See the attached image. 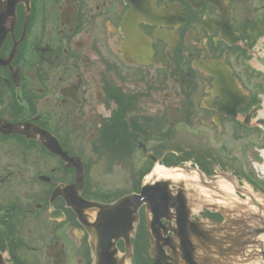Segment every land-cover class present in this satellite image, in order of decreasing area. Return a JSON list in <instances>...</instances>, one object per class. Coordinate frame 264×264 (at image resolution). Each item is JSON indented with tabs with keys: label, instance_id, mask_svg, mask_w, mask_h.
Instances as JSON below:
<instances>
[{
	"label": "flooded vegetation",
	"instance_id": "flooded-vegetation-1",
	"mask_svg": "<svg viewBox=\"0 0 264 264\" xmlns=\"http://www.w3.org/2000/svg\"><path fill=\"white\" fill-rule=\"evenodd\" d=\"M248 67L264 76V0H0V264H94L91 203L165 184L157 167H199L244 200V134L264 139V92L244 107ZM173 215L162 264H264L244 256L243 226L217 230L218 211L166 241ZM153 217L139 209L135 250Z\"/></svg>",
	"mask_w": 264,
	"mask_h": 264
},
{
	"label": "water",
	"instance_id": "water-1",
	"mask_svg": "<svg viewBox=\"0 0 264 264\" xmlns=\"http://www.w3.org/2000/svg\"><path fill=\"white\" fill-rule=\"evenodd\" d=\"M249 100L250 97L244 94V104L248 103ZM167 180L172 181L171 179ZM178 182H183V179H179ZM184 187L186 190L190 191L186 186ZM143 203H146L147 208L154 213V221L149 225V227L152 228L155 227V224L161 226V220L164 215L168 213L170 209H175L178 213L177 229L174 230L175 239H178V241L183 243L187 240L189 235L186 231H192V228H189V224H187V201L182 186L181 189L178 190V195L173 197L171 196V190L168 183L156 187H146L139 196L125 197L114 205L105 206L100 209L102 211L99 218L100 225L93 235L94 239L92 245L93 251L96 255L95 264H124L126 260L132 257L133 253L130 247V236L122 234L127 242V254L123 259L118 260L115 256L118 252L115 248V242L122 238V236L119 233H114L107 237L103 235V232L108 228L115 229L119 227H130L131 230V224H133L136 218L129 220L127 212L129 211V208L133 209V213L136 212ZM225 209L233 210V208ZM254 214H249V216ZM104 222H109V226L105 225ZM112 239H114L115 242L111 241ZM151 243V255L156 258L154 264H160L162 262L159 254V249L161 248L160 239L157 238L155 234H152ZM156 251H158V254Z\"/></svg>",
	"mask_w": 264,
	"mask_h": 264
},
{
	"label": "bare ground",
	"instance_id": "bare-ground-1",
	"mask_svg": "<svg viewBox=\"0 0 264 264\" xmlns=\"http://www.w3.org/2000/svg\"><path fill=\"white\" fill-rule=\"evenodd\" d=\"M153 177L156 180L171 179L172 182L176 183L179 179H183L186 188L190 190L191 196L194 197V203L199 204L196 208L203 205L224 206L225 208H233L237 212L244 211L246 216L257 212V205L264 209V199L255 196L252 190L246 187L242 191L247 194V199L244 201L237 199L235 195L238 188L237 183L224 177L207 182L197 171L164 169L161 167L156 168Z\"/></svg>",
	"mask_w": 264,
	"mask_h": 264
},
{
	"label": "rangeland",
	"instance_id": "rangeland-1",
	"mask_svg": "<svg viewBox=\"0 0 264 264\" xmlns=\"http://www.w3.org/2000/svg\"><path fill=\"white\" fill-rule=\"evenodd\" d=\"M254 67L258 68L256 64ZM245 69L246 68H244V70ZM249 70L251 72L250 68ZM260 75V73L255 75L251 72L247 75V78H244V88L250 93H253L254 96L264 92V90H257L258 87H262V85H264V76L259 78L258 76ZM257 130L262 133L264 132V130L260 128ZM255 133L256 132H251L247 135L244 134V173L249 175L252 174V176L264 181V145H261L264 144V139H257ZM248 135H250L249 139H247ZM244 182L246 183L245 180ZM252 189L254 190V188ZM145 238H147L146 235ZM146 246H148V242H146ZM134 262L137 264H150L151 261L148 257L147 249L141 253L137 250Z\"/></svg>",
	"mask_w": 264,
	"mask_h": 264
}]
</instances>
